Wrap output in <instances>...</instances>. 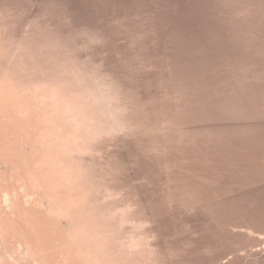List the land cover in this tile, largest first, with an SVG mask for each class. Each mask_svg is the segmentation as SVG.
Returning <instances> with one entry per match:
<instances>
[{
  "label": "rangeland",
  "instance_id": "rangeland-1",
  "mask_svg": "<svg viewBox=\"0 0 264 264\" xmlns=\"http://www.w3.org/2000/svg\"><path fill=\"white\" fill-rule=\"evenodd\" d=\"M24 1H27V3L29 1L30 2L32 1L33 3L29 2L28 4H30L31 5L30 6ZM251 1H252V3H251ZM44 2H45V0H4V1L0 0V3H1L0 6H2L4 4L3 7L6 6V8L7 7L9 9L11 8L10 10H11V17L12 18L10 19V22L13 25L10 24V28L12 29V27H13L14 30L17 31L18 35L19 34L23 35L27 30L30 31V29L33 31V32L30 31V34H31V38L33 37L32 38V40H33L32 44H33V46L35 45V47L32 46V48H34V50L36 49L35 53H33V54H35L34 60H36V59L37 60H36V63L34 60H33L34 63L32 61L33 65L34 64L35 65L33 66L31 64L29 67L31 70L30 69L28 70V72H29L28 76H30V78H31V75H33V76L35 75L34 77L31 78V82L37 83L38 81H40V82H38L37 85L41 84V86H42L43 82L45 83V81L47 80V82H46L47 84L46 85L44 84V87L46 89L47 88L52 89V85H53V89H54L56 87V85L58 84L56 87V89H57L56 91H58L57 93H59V92L60 93L58 94V97L57 96L56 97H57V100L62 99L61 103L59 100L60 105L63 106L64 103L66 104V102L68 103L72 100L71 101L72 103H74V102L76 103L77 109L79 110V114L81 113L82 110H85V112L87 113V114L85 113V115H87V118L89 117L88 112L90 113L91 117L93 116L92 118L89 117L91 122L95 123V124L92 123V125L90 126V128H92V129L91 130L89 129V131H91V132H88L86 129V131L89 134H92V132H93V135L92 136L90 135L89 139H88L89 134L87 133L85 135L86 132L84 129H83L84 130L83 132H85V133H83L84 136L82 135V133H81V135H79V134L77 135V133H73L74 130H69V129H71V128H69L70 127L69 125H68V127H66L67 125H64L63 127L61 126V129L59 128V130L61 131V134H59V132H58V134L53 133V134H57L56 137H58L59 141H55V140L53 141V139L51 140V139H49V137L47 139L49 141H52V143L53 142L58 143V146H57L58 148L60 146L59 144L63 143L62 146H64V143H66L65 144V147H66V145L69 143L70 149L68 147H66L69 150H67V149H65V150H67V152L69 154L71 153V155L72 154L75 155L77 153L76 155L81 156L83 153V156H81V157H85L83 159L86 162L84 164H85V168L87 169V170L84 169L85 174L88 178H90V177H91V179L93 178L92 180L95 181V182L93 181L94 184L96 183L95 185H93L94 188L96 187V190L93 191V193H95V194H93V193L91 194V196H93L92 197L93 200H91V201H94V202L96 200L97 201L95 203H93L94 206L89 207V208H91L89 211V214H91V212L93 214L95 212V210L97 212H101L102 214H104V216L102 214H98V215H102V216H100V217H102V219H101L102 222L99 219H98L99 221H97V222L104 225L105 229H107L106 227H108L110 229V230L109 229L106 230L108 232L111 231V233L108 234L109 235L108 239L110 238V236H112L111 238L113 239V240L110 239L108 241V242H110V243H108V245L103 244L106 247L108 246L107 249L108 248L111 249L112 252L109 249L107 250L105 247L106 252L110 251L109 258H106L107 260L105 262V257L106 256L108 257V255H106L104 257L99 255L100 257H102L101 260L104 258V260H102V262H99V263H103V261H104V263L106 264L107 261H111L112 264H196V263L197 264H202V263L203 264H223V263L224 264H228V263L232 264V263H235V261H236L237 262L236 264H242V263L248 264L249 262H250L249 264H251V263L254 264L253 262H255V264H257L256 263V261H257V262H260V264H263L264 261H261V260L264 259V253L259 254L260 251L264 252V249H263L264 248V246H263V244H264V234H263L264 228L263 227H258L259 228L258 229L255 226L254 227L255 230H257V229L258 230L261 229V230L259 232H258V230H257V232H254V230H251L255 233L254 235L250 234V232H251L250 230L248 231V230H246V229L244 230L242 228H235L236 231H246V232L248 231L249 232L248 236L249 235L254 236V237H252L253 242H252V240H248V239L246 240L244 238H241L242 241L239 240L240 242L237 243V245H239L241 243L239 246H237V247H239L237 249V251H235L237 247L229 248L231 246H229V247L227 246L229 243L227 241H223L225 239L223 237L226 236V234H225L226 232H224L225 231V227H224L225 226V219L226 220L227 219L232 220V219L238 217L239 214L237 215V213H239L241 211V209H243V207H246L248 205L247 203H249V204L252 203L251 206H254L255 208L251 207L252 208L251 209V208L247 207V209H245V210H249L250 212H252V213L247 212V213H249V217L246 213L245 215H247V216H244L245 219H246V217H247V219L250 217H254V216L260 217L261 215H262L261 217H264V215H263L264 209H262V208H264V202H263L264 201V199H263L264 198V194H263L264 193V191H263L264 184L260 185V186H263L262 187L263 189L260 188L259 185H257L255 187H251V191H249L250 188H248L245 190H238V192L236 191V192H233V194H232L230 192V187H229V189H226L228 184L226 185L222 181L219 183V179H217L216 181H213L217 177H214V178L211 177L212 178L211 181L210 180L204 181V178L201 176L202 175L204 176V174H207L209 172H210L209 174L212 175V174H214V171L210 170L211 168L208 165H210L211 163L209 164V162H206L207 166H205V167L209 168L208 171L209 170L210 171L209 172L207 171V173H205L206 170L202 171V168L205 169L204 165H202V164H203V161L205 162L206 157H205V155L201 157L200 155L202 153L200 152V154H199L198 152L202 151V149L200 148L201 150H199L197 147H195L192 144L196 143V141H200L201 139H204L205 137H208L207 136L208 133H209L208 135H210V134L212 135V134H217V132L224 134V132L227 133V132H231V131L232 132L237 131V136L240 137V140L242 138L244 139L245 137L241 136L239 133L242 131L241 130L242 128L245 129L242 126L246 125L247 126L246 128L250 129L249 130L250 135L251 134L254 135V133L256 132L255 133L256 136L254 135L255 139H256L255 144L258 143L257 144V145H259L258 147L264 146V143L262 141H260L261 137H263V136H259V135H264V133H262V132H264V131H262V130H264V115L254 116L255 119L252 116H250L251 119L240 118V117L234 118V117L227 116V113L225 115V112H224L225 110H222L220 107H219V109H216V105L219 104V102L222 103L223 99H224V101L226 99L235 100V101H238L240 105L242 103V105L244 107H246V106L248 107V108L246 107L247 108L246 111L249 113H247L244 110L243 114L249 115L251 111L253 112L254 109H256V106L258 104H261L264 101V91H263L264 90L263 89L264 88V84H263L264 83L263 82L264 81V77H263L264 76V68H263L264 67V60H263L264 59V48H263L264 47V41H263L264 40L263 39L264 38V31H263L264 27H261V28H263V30L261 29V31H259L260 30L259 24H261V26H264V25H263V23L258 22V20H260L261 22H264L263 13H259L260 5L263 6V7L261 6V10L264 8V0H263V3H262V0H255V2H254V0H236V1L235 0H229V1L228 0H176V1L175 0H138V1L137 0H102V1L101 0H63L62 3L60 0H56V1L53 0V1H51L52 3L49 2V3H46V5L44 4ZM257 2H259V3H257ZM249 3H251L252 6H249L250 5ZM257 5H259L258 8H257ZM246 6H247V8H246ZM229 7H232V9ZM251 7H253V8H251ZM248 8L250 10L252 9V11L253 10L254 11L251 12ZM39 9H41V10H39ZM137 10H140V11H137ZM42 11L45 13H42ZM242 11H245L246 13L242 12ZM262 11L264 12V9ZM234 12H235V16H233ZM238 12H239V15L237 17ZM240 12H241V14L243 13V15H241ZM249 12H251L253 14H251V13L249 14ZM254 12L256 14H254ZM230 13L233 15L231 16ZM246 14H247V16H246ZM248 15H251V16H248ZM154 16H156V17H154ZM239 16H241V17H239ZM259 17H261V18L259 19ZM253 18H255V20ZM228 19H229V21H228ZM230 19H232V20L230 21ZM238 19H240V20H238ZM244 19H246V21H244ZM249 19L251 21L253 19V21L255 23L258 22V23H256V26H255V23L249 21ZM242 20L244 21L243 24H245V25H243V28L241 27L242 26V24H241ZM232 22H233V24H231ZM236 22H237L236 25H238L237 31L235 28H231L232 25H234V27L236 26L235 25ZM239 23H240V26H239ZM15 25H16V27H14ZM245 26L248 27V29H246ZM228 27H229V29H227ZM240 27L242 28L241 30H244L246 32L249 30L250 31L254 30L255 27L256 28L259 27V28H257V31L262 33L263 38L260 35V33H258L256 30H254L253 33L249 31L247 34L243 31L241 32L239 30ZM34 28L36 30H34ZM226 29L228 32L226 31ZM234 29H235V33H234ZM224 30H225V32H224ZM231 31H232V33H231ZM225 33H226V36H225ZM256 33L259 34L260 35L259 37H261L262 39H260L259 37H255V36H257ZM233 34H235L234 35L235 38L229 36V35L233 36ZM223 35H224V37H223ZM248 35H249V37H248ZM227 36L229 39L226 38ZM242 36H245V37H242ZM250 36H254L255 38L254 37L250 38ZM236 38H237V40H236ZM238 38H239V40H238ZM240 38L241 39L243 38V39L240 40ZM247 38H249V39H247ZM252 38H253V40H252ZM35 40H36V42H35ZM177 40H179V41H177ZM233 40L235 42L236 41H245L246 43H248V45L245 42H243V44L245 43V45L243 46L242 43H240V42L234 43ZM246 40H248V41H246ZM255 41H259V42H255ZM261 41H263V42H261ZM229 42H230V44H229ZM251 42H253V43L255 42V43L253 44ZM228 44H229V46L231 45V47L227 46ZM234 44H237V45H234ZM253 46L257 47V49ZM244 49H247V50H244ZM254 50L256 51V53ZM207 51H208V53H207ZM243 51H244L245 55H244ZM251 51H253V52H251ZM204 52H206L207 54ZM253 53L255 55H252ZM228 54H231L232 57H228L229 56ZM257 54H258V56H257ZM246 57L248 58V60L246 59ZM239 58H241V59H239ZM250 58H252V59H250ZM235 59H237V60H235ZM196 60H198V61H196ZM207 60H208V62L209 61L210 62L208 63ZM255 60H257V62ZM258 60H260L259 61L260 63L258 62ZM261 60H263V61L261 62ZM215 61L217 63H215ZM226 62H228V63H226ZM39 65H40V67H39ZM195 65H196V67H199V65H200V67L195 68ZM201 65H202V68L203 67L207 68L206 70L204 68L202 69V70H205V72H203L202 70L200 72ZM223 65H225V66H223ZM248 65L249 66L251 65V66L249 67ZM255 65H257L258 68ZM192 66H193V69H195V70L192 69ZM76 68H77V70H76ZM197 69H199V71ZM196 70L199 73L196 72L197 74L195 73L196 74V76H195L194 72ZM209 70H211V71H209ZM250 70H252V72ZM80 71L82 73H80ZM192 71H194V72H192ZM221 71H223V72H221ZM189 72L193 73V75H194L193 78L190 77V75L192 76V74H190L188 76ZM256 72H258V73H256ZM199 74H200V76H199ZM208 74H209L210 78H209ZM185 76H187V78H185ZM196 77H197V79H195ZM198 77L201 80H203V79L204 80L201 81L200 79H198ZM211 77H213L215 79V81H213L214 79ZM255 77H256V79H255ZM50 78H51V81H50ZM231 78H232V80H231ZM59 79H61V80H59ZM93 79H95L96 81H94ZM179 79L181 82L179 81ZM188 79L191 82L190 84L192 85V88L190 85H187L186 83H184ZM27 80L30 81V79H27ZM196 80H198V81L200 80L199 81L200 84L197 83L198 81H196ZM97 81L102 82L101 86L103 88L101 89L100 88L101 86L99 87L101 90L97 86V85H100V82L98 84H96ZM189 81H187L188 84H189ZM211 81H213V82H211ZM253 81H254V83H253ZM221 82H223V83H221ZM1 83H0V85L2 86L4 84V82H3V84H1ZM48 83L51 85V88L49 86H47V85H49ZM182 83L184 86L187 85V87L183 88ZM201 83H203V84H201ZM204 83H205V85H204ZM207 83H209V84H207ZM211 83L214 84L213 87L211 86L212 85ZM61 84H63L64 87H63V85L61 86ZM249 84H251L250 85L251 87L249 86ZM105 85H107V88L105 90H107V89H108L107 91L111 90L110 91L111 92L110 98L113 96L112 97L113 99L112 98H111L112 100L110 99V103H109V101L106 102V104L108 103V105L111 104L109 106V109H108V107H106L105 102L103 100L104 96L100 92L104 89ZM201 85H202V87H201ZM208 85L211 88H209ZM5 86H6V84H5ZM94 86H97V87H94ZM214 86H215V89H214ZM237 86H238L239 91L236 89ZM256 86H257V89H256ZM3 87L4 86H2L1 89ZM65 87H67V88H65ZM206 87L208 89H206ZM5 88H3L2 90H4ZM258 88H259V90L261 88L263 92L259 91ZM49 89H47V90H49ZM185 89L187 91L189 90V92L187 94H186L187 91ZM192 89H194V90H192ZM199 89H201V90H199ZM252 89H253V93H252ZM2 90L0 91V96H1V92H3ZM180 90L182 92L179 93ZM216 90H218V91H216ZM227 90L230 92L226 93ZM92 91H93V94H91ZM191 91H192V93H191ZM197 91L199 92L198 94H196ZM200 91L202 92L201 94H200ZM212 91H213V93L211 94ZM254 91L256 92V94L254 93ZM4 92H6V91H4ZM4 92L2 94L3 96H1L3 98L5 95ZM94 92H95V94H94ZM217 92H218V95H217ZM259 92H261V93L259 94ZM76 93H79V94L75 95ZM164 93L165 94L167 93L166 95L168 96L169 99H167V97L164 98L165 97ZM189 93H191V94H189ZM193 93H194V95H192ZM242 93H243V95L241 96ZM38 94H40V93H38ZM53 94H54V92H53ZM55 94H56V92H55ZM72 94H74L77 97L79 96V98L81 97L80 98L81 100L78 101L79 98L77 99L75 96L73 97ZM184 94H186V95H184ZM195 94H196V96H195ZM210 94H211L212 99L210 98ZM232 94H233V96H232ZM59 95H60V98H59ZM61 95L65 96L64 101L67 100L66 98H68L69 101H66L63 103V97ZM89 95H91V98ZM92 95H94V97L96 96L95 100H94V97ZM97 95L102 96L103 98L102 97L99 98ZM198 95H199V97H198ZM255 95H256V97H255ZM257 95L260 96V98ZM175 96H176V98L178 97L177 99H179V101L175 98ZM189 96L191 99L196 98L195 101H193V100L191 101ZM205 96H206V98H205ZM71 97H72V99H71ZM107 97L109 98L108 95H107ZM208 97H209L210 101L207 100ZM239 97H241V98H239ZM247 97H249V98L247 99ZM254 97H255V100L253 101ZM74 98H76V100H74ZM201 98H204L206 101H204V99H201ZM244 98H246L247 100ZM261 98L263 99V101H261L257 104L256 100L257 99L261 100ZM186 99H187V101H186ZM163 100H165L164 101L165 103L163 102ZM201 101H202V103H201ZM111 102L113 103L112 109H110V107L112 106ZM184 102L186 103L187 106L185 105ZM75 103L73 105H75ZM182 103L184 104V106ZM191 103H193V104L191 105ZM214 103H215V105H213ZM197 104H198V106H197ZM199 104H201V105H199ZM203 104H205V106ZM247 104H249L250 108H252V109H250L249 105H247ZM252 104H255V105L253 106ZM76 105H75V108H76ZM85 105H87V106H85ZM84 106L86 108H84ZM177 106H178V108H180L181 106L184 108L189 106V108L183 109L181 107L180 109H181V111H183L181 113L180 109H178ZM190 106L193 109H190ZM169 107H170V109H169ZM114 108H115V110H114L115 112L111 111V113H109L110 112L109 110H113ZM209 108H211V110ZM166 109H167V111H166ZM257 109H259V108L257 107ZM172 110L174 111L173 113H172ZM191 110H193V112H191ZM201 110H202V112H201ZM123 111H124V113H123ZM159 111H160V113H159ZM161 111H162V113H161ZM188 111L191 112L192 114L189 115ZM194 111H196V112H194ZM206 111H209V112H206ZM219 111L221 112L222 116L220 115ZM106 112H108L110 114L109 116L111 117L112 120L109 119L110 118L109 116H108L109 118L106 117L108 115V113H106ZM118 112H120V113H118ZM205 112L207 115H209V116L211 115V118L208 119L206 117L207 115L205 114ZM104 113H106L105 116H104ZM112 113L114 114L115 118L117 117L118 119H120L119 122H115L116 119L113 120L114 118L112 117L113 115H111ZM115 113H116V115H115ZM170 113L172 116L170 115ZM186 113H188V114H186ZM196 113H197V115H196ZM81 114L83 115V113H81ZM164 114H166V115H164ZM175 114L177 117L175 116ZM180 114H181V116H178ZM117 115H119L120 117ZM192 115H193V117H191ZM212 115L214 117H212ZM171 117H175L174 118L175 120L177 119L176 120L177 126L179 123L178 127L179 128L181 127L183 129L182 134H181V132L177 133V131H175V130L179 129L178 127H177V129H175L176 127H172L170 125L169 119ZM179 117L180 118L182 117V120L183 119L184 120L182 121ZM222 117H223V119H222ZM84 118H86V116ZM84 118L82 119L83 121H85ZM123 118L125 119L126 122L123 121L124 120ZM107 119H109V120H107ZM162 119H163V121H162ZM167 119H168V121H167ZM209 120L213 121V122L210 123ZM217 120H219V121H217ZM83 121H82L81 125L83 124ZM106 121L108 124L106 123ZM120 121H121V123H120ZM164 121H166L167 123H165ZM154 122H155V124H154ZM88 123H90V122H88ZM110 123H111V125H110ZM116 123H118V124H116ZM124 123L126 125V127H124L125 129L122 126V125H124ZM229 123H230V125H229ZM165 124L170 125V126L168 125L170 128L167 126L168 130H167ZM189 124H191V125H189ZM201 124H202V126H201ZM207 124H209L210 126ZM117 125L118 126L120 125L122 128L119 129L120 127H117ZM94 126H96V127H94ZM113 126L115 129H113ZM153 126H155V127H153ZM215 126H217V127H215ZM159 127L162 128L161 129L162 131L159 130L160 129ZM65 128H69L67 130L70 131V133H72L70 135L73 137L75 136L76 138L73 139V137L71 138L70 136H68V138L69 137L70 138H69V140H66V139H68L66 136V137H64V138H66L65 140H63L64 138L61 139L62 137H60V136H65V133H67V134L69 133ZM82 128H83V125H82ZM82 128H79V129H82ZM87 128H89V126ZM149 128H151V129H149ZM187 128L190 130H188ZM93 129L98 130V132L95 131V133H94V131H92ZM163 129L168 131V132H165ZM198 129H200V130H198ZM216 129H218V130L216 131ZM233 129H234V131H233ZM65 130H66V132L63 133V131H65ZM76 131H79V130L75 129V132ZM159 131L162 133H160ZM186 131H187V133H185ZM207 131H208V133H207ZM253 131H254V133H253ZM171 133L173 134L172 136H171ZM195 133H197V134H195ZM257 133L259 135H257ZM164 134H166V135H164ZM168 135H170V136H168ZM161 136H162V138H161ZM179 136H181V137H179ZM203 136H204V138H203ZM238 137L236 138L238 140H235L236 143H237V141L238 142L240 141ZM256 137H258L259 140ZM51 138L56 139L54 137V135L51 136ZM81 138H84V139H81ZM94 138H96V139H94ZM169 138L171 141L169 140ZM181 138H183V139H181ZM199 138H200V140H199ZM76 139H78L77 140L78 143L76 142ZM86 139L90 140V141L87 142ZM70 140H72V141L74 140L77 144H75L74 141L72 142ZM81 140H84V141L82 142ZM172 140H174V141H172ZM177 140H179V143L181 142L179 145H178ZM244 140L246 142H244ZM244 140H241L239 143L241 145H244V144L247 145V139L245 138ZM162 141L164 142V145H163ZM182 141L184 143L185 142H187V143L182 144L183 143ZM191 141H194V142H191ZM70 142H72L74 144V146L76 145L77 149H78V146L79 147L81 146L80 147L81 149H79L80 152H79V150L76 149V147H73V145ZM168 142H170V143H168ZM259 142H261V144ZM173 143H175L176 145ZM46 144H47V142H46ZM166 144H167V146H166ZM187 144H189V145H187ZM200 144L202 145L203 143L201 142ZM200 144H199V146L202 147ZM251 144H252L253 149H254V146H255V145H253L254 143H251ZM251 144H249V145L251 146ZM44 145H42V146H44ZM173 145H174V148H173ZM186 145H187L188 149L186 148ZM191 145L194 146L195 148L192 147ZM249 145H247V146H249ZM42 146H41V148H42ZM48 146L51 147L49 145V143L47 145H45L46 148ZM67 146H69V145H67ZM153 146L155 149L153 148ZM164 146H166L167 148ZM180 146L182 147V149ZM184 146L186 149L183 148ZM53 147L54 146H52V148ZM57 147L55 146V148H57ZM65 147H63V148H65ZM170 147H172V149ZM203 147H204V145H203ZM39 148H40V146H39ZM46 148H44V149H46ZM52 148H49V149L52 150V154H53V151L55 149H52ZM162 148L166 149V150H163ZM168 148L171 150H169ZM217 148H218L217 151L219 152L220 156H223L225 154L228 155V153H230L229 152L230 149H228V148H225V149L229 150L228 153H226L227 150H224L222 147H221V149L219 147H217ZM61 149H60V151H62V152L65 151L64 149H62V150ZM176 149H178V150L181 149L183 152L180 150V152L178 153V151ZM189 149H192V150L195 149L197 151L195 152V150H194V152H191L192 150L190 151ZM210 149L211 148H209L208 151H210ZM57 150L58 149H56V151ZM70 150H71V152H69ZM185 150L189 154L185 153L184 152ZM220 150H222L223 152H225V151L226 152L223 153ZM243 150H244V147H243ZM37 151H38V148H37ZM84 151H86L87 153H84ZM154 151H155V153H154ZM57 152H59V151H57ZM243 152L247 153L246 150ZM35 153L37 154V152H35ZM161 153L163 155H161ZM52 154L51 155L49 154L48 157L45 156V160L47 161L50 158V156H52ZM63 154H65V153H63ZM171 154H174V155H171ZM183 154L186 156H183ZM203 154H205L204 151H203ZM54 155H55V152L53 154V158L56 159V156H54ZM66 155H67V153H66ZM160 157H162V158H160ZM178 157H179V159H178ZM203 157H204V160H202ZM51 158L49 159V161L50 160L52 161ZM168 158H170V159H168ZM199 158H201V159H199ZM192 159H193V161H192ZM194 159L195 160L199 159L198 160L199 162L195 161ZM165 160H167V161H165ZM180 160H181V162H180ZM185 160H187V161H185ZM83 162H82V165H84ZM87 162L89 163V165ZM166 162H168V163H166ZM189 162H190V164H189ZM198 163H199V167L196 166V164L198 165ZM199 168H201V169H199ZM166 169H168V170H166ZM179 169H181L182 171ZM198 170H201V173H202L200 175V177H199L200 173L198 172ZM187 172H190V173H187ZM194 172H195V174H194ZM196 175H197L198 179H197ZM83 176H85L84 171H83ZM212 176H216V173ZM195 178H196V180H195ZM201 178H203V179L201 180ZM213 182H214V184H213ZM22 183L24 184L25 182L23 181ZM22 183H21V186H22ZM207 183H209L208 186H207ZM25 185H26L25 186L26 188L23 185V187H24L23 191L24 192H26L25 190H27L30 187V184H29L28 188H27L28 184H25ZM210 185H212V186H210ZM207 188H208V190H207ZM168 189L170 190V192ZM183 189H184V191H183ZM21 190L19 192H21ZM189 190H191L192 192ZM246 190L249 191V194L250 193H253V194H250L251 196L248 195ZM95 191H97V193ZM211 191H213V192H211ZM227 191H229L230 194ZM22 192L20 194H24ZM177 192H179V193H177ZM217 192H218V194H217ZM215 193L217 196L215 195ZM17 194H15L16 198H14V199H18V201H20L21 198H18ZM20 194H18L19 197H21ZM113 194L115 196H113ZM117 194H118V196H120V198L117 196ZM205 195L209 199L206 198ZM221 195L222 196L225 195V197L224 196L222 197ZM241 195L243 196V198L241 197ZM245 195H246V198L244 197ZM247 195H248V197H247ZM252 195H254V196L252 197ZM109 196L113 198L115 203L113 202V200L112 201L110 200L111 198L108 199ZM116 196H117V198H115ZM236 196L241 197V199H239V197L235 198ZM255 196H257V197H255ZM34 197H36V199L39 198L38 196H34ZM34 197L25 198V199H27V201L28 200L31 201ZM94 197H97L99 200L97 198L95 200ZM203 197H204V199H203ZM215 197L216 198L218 197V198L216 199ZM250 197H251V200H252V198L255 200L254 201L252 200L250 202V200H249ZM258 197H261L262 199L260 198V201H259ZM233 198L235 199L236 202L239 201L240 203L239 202L236 203L233 200ZM247 199H248V202H247ZM109 200L111 203L109 202ZM24 201H26V200H24ZM39 201H42V199H40ZM220 201H221V203L219 204ZM232 201L234 204H232ZM255 201H256V205H255ZM258 201H259V205L257 204ZM31 202H33V201H31ZM36 202H38V201H36ZM120 202H122V203H120ZM199 202H201V203H199ZM242 202L244 203L243 204L244 206L242 205ZM245 202H247V203H245ZM260 202H262V204ZM40 203H37L36 205H38V207H39ZM119 203H120V205H118ZM125 203H127L128 206H133L132 208H134L133 213L131 212L132 218H135L138 220L143 219V220H149L150 221V222L148 221V225H147V230H148L147 233L149 234L148 239H150V238L152 239V240L150 239V241L148 242V243H150L148 246H150L152 248L149 251L150 253L149 252L147 253L144 250V252L142 251L144 254L143 253L141 254V252H139L137 255L136 252L133 253L132 250H129V249H131L130 247H129V249H126V248H128L127 246L130 245V243L128 242L129 241L128 238L130 236V231H131L130 229H131L132 224L126 221L124 223V227H121L122 224L119 221L118 225L119 226L121 225L119 227L116 224V222L114 223V221L112 220L114 218L113 216H112L113 218L112 217L110 219L108 218V216L110 217L111 214L114 213V212L112 213V210H114L115 207H116L117 213H118V211L123 210L122 208L120 210H118L117 208H120V207L124 208V206H126ZM177 203H179V204L177 205ZM226 203H228V204H226ZM230 203L233 205V207ZM235 203L241 205L242 208H240L241 206L235 205ZM253 203H254V205H253ZM31 204H28V205L30 207L35 206L34 205L35 202L33 203V206H31ZM42 204H43V202H42ZM42 204H40V205H42ZM76 204H77V206H79L81 203L80 204L76 203ZM114 204H116V206ZM207 204H209V206ZM0 205H1V203H0ZM26 205L27 204H25V206ZM260 205H261V207H259ZM1 206L4 207V209H5V205H1ZM1 206H0V209H2ZM43 206L44 207H42V206L41 207H42V209L44 208V211H45V208L47 206H45V204H43ZM110 206H112L114 208H111ZM30 207L26 206L25 208H30ZM237 207H239V208L237 209ZM92 208H93V210H92ZM4 209H3V211H4ZM42 209H41V211H42ZM233 209H236L237 212H236V210H233ZM256 209H258L257 213L259 212L260 214L258 213L256 215ZM8 210H6V211H8ZM46 210H47V208H46ZM238 210H240V211H238ZM10 211L8 213H10ZM12 211H13V209H12ZM143 211H145V212H143ZM191 211H192V213H191ZM223 211H227V212H223ZM230 212H233L234 214L230 213ZM115 213H116V211H115ZM221 213H222V217L225 214L223 217L224 219H222V217L220 215ZM132 214H133V216H132ZM227 214L229 215V217L227 216ZM232 214H233V216H232ZM53 215L56 216V214H53ZM151 215H153V216H151ZM54 216H52V217H54ZM96 216H97V214H96ZM225 216H227V218ZM97 217L100 218L99 216H97ZM49 218H51V217H49ZM44 219H47V218L45 217ZM48 219L46 220V222L47 223L49 222L50 226H51L52 222H50V220L52 221L53 218H51L49 220ZM207 219H209V220H207ZM212 220H213V222H212ZM219 220L224 221V223L219 221ZM103 221H104V223L105 222H108V223L104 224ZM239 221L240 220H238L237 222L239 223ZM128 223L131 225H129ZM219 223H223L224 225L222 224L219 227V225H220ZM53 225H54V223H53ZM217 225H218V227H217ZM60 226L62 229L66 228V226L64 227V224L60 225ZM60 226L58 228H60ZM115 227L121 228V229H115ZM51 228H53V226H51ZM93 228H95V227H93ZM93 228H90L89 231H91V230L93 231ZM215 228L217 231H220L221 229H223L224 231L222 230L223 232L220 231L219 232L220 234H217ZM87 229H88V227L86 229H83L84 231L86 230V232H84L83 230H80L81 232H84L85 234H80L81 232L78 231L77 233L80 237L77 236L76 238H73L75 240H73V241L71 240V242L73 243L74 241L76 242L77 238L80 239L82 237L81 240L83 239V241L80 242V240L77 239V242L79 241V244H77V246L75 244V246L78 250H75L76 248H74L75 246H73L74 243L72 244L69 242L72 245L71 249L79 252L80 250H82V249H80V247L84 244L83 242H88V243H86L85 247L84 246L82 247V248H85V250L87 248V244H89L88 246L90 249L94 248L93 245H96L97 243L95 244L93 241H96V239L95 240L93 239L94 235L90 236L91 238H89L88 235H90L91 233H89L87 235V233H88ZM111 229L115 230V232ZM120 230H121V232H120ZM95 231H96L95 236H99V235H97V229L96 228H95ZM208 231H209V233H208ZM212 232H215L217 236L216 235L214 236L213 234H215V233H212ZM221 232L223 233L222 236H221ZM92 233H95V232L93 231ZM115 233H116V235H113ZM125 233L129 236H127ZM203 234H205V235L203 236ZM210 234H212L211 235V237H213V239L211 238L212 240H208V239H210ZM216 237L222 238V241L224 242V244L226 246H223L222 241H220V242H222V244L220 243L221 245L218 244L219 241L215 242V243L218 246L219 245L223 246L224 249L222 247H218L217 245H215V247H214V245H211L213 243H211V244L207 243L209 241L210 242L217 241L219 238H216ZM95 238H97L96 242H98V239L100 241L99 243L103 242V240H100L101 239L100 236L95 237ZM245 240L248 241L249 244L247 242L245 243ZM254 240H256L258 242L260 240L261 243H258V245H257V242ZM106 241H107V239L104 240V243ZM249 241L251 242V244ZM81 243H82V245L78 248V246ZM90 243H94V244H92L90 247ZM126 243L127 244L129 243V244L126 246ZM203 243H204L205 247L203 246ZM242 243L246 244V246L243 245ZM110 244H112V245L110 246ZM113 245L115 247H113ZM247 245H248V247H247ZM259 246H261V247L263 246L262 250H261V247H259ZM110 247H112V248H110ZM213 247L215 248V250ZM216 247L219 248V250ZM253 247H254V249H253ZM59 248H61V247L59 246ZM149 248L148 247L145 248L146 251H148ZM192 248H193V250H192ZM225 248H227L228 250H230V249H232V250L228 251ZM256 248H259V251H256L257 250ZM85 250L83 249L82 251H85ZM174 250H175V252H174ZM240 250H243V253H242L243 255L240 253ZM91 251H92V249H91ZM93 251H94V249H93ZM126 251H128V252L130 251L133 255H130L131 253H128ZM193 251H195V252H193ZM223 251H225L224 254L222 253ZM251 251H252V253H251ZM28 252L32 253L31 251H28ZM121 252H122V254H121ZM233 252H237V253L234 254ZM248 252H249V254H251L250 256H249ZM111 253H112V255H111ZM113 253L116 254L115 257H114ZM206 253H207V255H206ZM96 254H97V251H96ZM105 254H107V253L104 252V255ZM201 254H202V256H201ZM221 254H222V256H221ZM88 255L90 256V254H88ZM247 255L249 256V258ZM96 256H94L95 260H96ZM230 256H231L232 260H230ZM259 256H261V257L263 256V257L261 258ZM92 257H93V255H92ZM112 257H113L114 262H113V260H110ZM219 257H220V259H218ZM239 257H241V258H239ZM254 257L256 259L258 257V259L256 260ZM63 258H58V259H60V260L62 259L63 263H64L65 258L64 259ZM76 258H77V256H76ZM97 258H98V256H97ZM211 258H213V259H211ZM28 259L31 260V258H28ZM87 259H89L88 256H87ZM91 259H89L90 261L87 260V261H89L88 262L89 264H91L90 263ZM19 260L17 262H20V264H22L21 261H19ZM21 260L24 261L23 259H21ZM60 260H58V261H60ZM101 260L98 259V261H101ZM202 260L203 261L205 260V261L203 262ZM226 260H227V262L225 263ZM248 260H250V261H248ZM25 261L23 263L26 264ZM98 261L97 262L94 261V262L98 263ZM29 262H27V263H29ZM33 262H35V261H33ZM66 262H68V261H66ZM66 262H65V264H68V263L70 264V262H68V263H66ZM92 262H93V259H92ZM56 263H57V260H56ZM15 264H19V263L15 262Z\"/></svg>",
  "mask_w": 264,
  "mask_h": 264
},
{
  "label": "bare ground",
  "instance_id": "bare-ground-1",
  "mask_svg": "<svg viewBox=\"0 0 264 264\" xmlns=\"http://www.w3.org/2000/svg\"><path fill=\"white\" fill-rule=\"evenodd\" d=\"M4 1V0H3ZM51 1H53V0H45V2H44V4L46 5V3H49V2H51ZM56 1V0H55ZM61 1V3H62V1L63 0H60ZM102 1V0H101ZM138 1V0H137ZM176 1V0H175ZM229 1V0H228ZM236 1V0H235ZM24 2H26L27 3V1H24ZM30 2V1H29ZM28 2V3H29ZM32 2V1H31ZM30 2V3H31ZM148 2V1H147ZM226 2V1H225ZM244 2V1H243ZM254 2H255V0H254ZM27 3V4H28ZM33 3V2H32ZM42 3V2H41ZM40 3V4H41ZM52 3V2H51ZM64 3V2H63ZM142 3V2H141ZM161 3V2H160ZM251 3H252V1H251ZM251 3H249L250 5L249 6H252L251 5ZM257 3H259V2H257ZM262 3H263V0H262ZM1 4V3H0ZM35 4V3H34ZM59 4V3H58ZM123 4V3H122ZM222 4V3H221ZM243 4V3H242ZM4 5V4H3ZM3 5L2 6H0V83L1 84H3V82H4V84L2 85V86H4L3 88H5L4 90H2L1 89V87H0V89L4 92V91H6V92H4V98L3 97H1V96H3L2 94H3V92H1V98H0V203H1V205H5V209H4V207H2L1 205V207H2V209H0V264H15V262L16 263H19L20 264V262H17L19 259V261H21V263L22 264H25V263H23L25 260V262H26V264H65V262L66 261H68V262H70V264H89L88 262L90 261L89 259H93V262L95 261V262H97L98 261V259L99 260H101V258L102 257H104V256H106V255H108V257L106 256L105 257V262H106V258H109V254H110V251L112 252V250L111 249H109L110 251H108V252H106L105 250L107 249V247L106 246H104L105 244L106 245H108V243H110V242H108L110 239H112L111 237L112 236H110V238L108 239V234L109 233H111V231L110 232H108V231H106L107 229H109L108 227H106L107 229H105V226L104 225H102L101 223H99V222H97V221H99V220H101L102 219V217H100V216H104V214H102L101 212H97L96 210H95V212L92 214V212H91V214H89V211H90V209L91 208H89L90 206H94L93 205V203H95L97 200H96V198L97 197H94V199L96 200L95 202L94 201H91V200H93L92 199V197L93 196H91V194L93 193V191L94 190H96V187L94 188V186L93 185H95L94 183H93V181L94 180H92L91 179V177L90 178H88L87 176H86V174H85V170H87L86 168H85V164L84 163H86L85 162V160L83 159V158H85V157H81V156H83V153H82V155L81 156H79V155H76L73 151V153L75 154V155H71V153L69 154L68 152H67V150H69L70 149V144L68 143L67 145H69V146H67L66 145V147H68L69 149H67L66 147H65V144L66 143H64V146H62V144H59L60 146H59V148L61 149H67V150H63L64 152H62V151H60V149L57 147L58 146V143H52V141H49L47 138L49 137V139H53V141L55 140V141H59V139H58V137H56L57 136V134H58V132H59V134H61V131L59 130V128L61 129V126L63 127L64 125H67L66 127H68V125L70 126L69 128H71V129H69V128H65L66 130L67 129H69V130H74L73 131V133H77V135L79 134V135H81V133H82V135L84 136V134L83 133H85V135L88 133V132H91V131H89V129L91 130L92 128H90V126L92 125V123H94V122H91V120H90V118H92L91 116H90V113L88 112V116L90 117H88L87 118V115H85V110H82L81 111V113H83V115L80 113L79 114V110L77 109V105H76V103H75V105H76V108H75V105H73L74 103H72L71 101V103L70 102H66V101H69V99L68 98H66L67 100L66 101H64V99H65V96H62L63 97V103L64 102H66V104L64 103H62L63 104V106L62 105H60V103L62 102L60 99V103H59V100H57V97H58V94L60 93H57L58 91H56L57 89H56V87H57V85H56V87L53 89V85H52V89H49V88H47V89H49V90H47L45 87H44V84L46 85L47 83V80L45 81V83L43 82V87L41 86V84L40 85H37L38 84V82H40V81H38L37 83H33V82H31V78L32 77H34L33 75H31V78H30V76H28L29 75V72H28V70L30 69L29 67H30V65L32 64L33 65V63H34V61H35V63H36V60H34L35 58V54H33V53H35V50H34V48H32V46H33V40H32V38H31V34H30V31H32L31 29H30V31L29 30H27L23 35H18V33H17V31H15L14 30V28L12 27V29L10 28V24H11V22H10V19L12 18L11 17V8L9 9L8 7L6 8V6L5 7H3ZM28 5H30V4H28ZM146 5V4H145ZM160 5V4H159ZM227 5V4H226ZM256 5V4H255ZM31 6V5H30ZM40 6V5H39ZM232 6V5H231ZM245 6V5H244ZM248 6V5H247ZM247 6H246V8H247ZM248 6V7H249ZM258 6L259 5H257V8H258ZM261 6L262 5H260V9H259V13H263V15H264V12L261 10ZM12 7V6H11ZM48 7V6H47ZM162 7V6H161ZM263 7V6H262ZM55 8V7H54ZM220 8V7H219ZM229 8H231L232 9V7H229ZM237 8V7H236ZM244 8V7H243ZM250 8V7H249ZM248 8V9H249ZM251 8H253V7H251ZM38 9V8H37ZM168 9V8H167ZM35 10V9H34ZM39 10H41V9H39ZM142 10V9H141ZM156 10V9H155ZM224 10V9H223ZM250 10V9H249ZM256 10V9H255ZM14 11V10H13ZM32 11V10H31ZM45 11V10H44ZM137 11H140V10H137ZM151 11V10H150ZM235 11V10H234ZM246 11V10H245ZM245 11H242V12H245ZM251 12H253L252 11V9L250 10ZM261 11V12H260ZM28 12V11H27ZM53 12V11H52ZM228 12V11H227ZM236 12V11H235ZM235 12L233 13V14H231V16L233 15V16H235ZM251 12H249V14L251 13ZM256 12V11H255ZM254 12V14H256ZM42 13H45V12H43L42 11ZM150 13V12H149ZM223 13V12H222ZM237 13V12H236ZM246 13V12H245ZM16 14V13H15ZM140 14V13H139ZM146 14V13H145ZM153 14V13H152ZM240 14H241V12H240ZM248 14V13H247ZM247 14H246V16H247ZM251 14H253V13H251ZM144 15V14H143ZM167 15V14H166ZM238 15H239V12H238V14H237V17H238ZM241 15H243V13L241 14ZM245 15V14H244ZM25 16V15H24ZM245 16V17H246ZM248 16H251V15H248ZM262 16V15H261ZM154 17H156V16H154ZM165 17V16H164ZM239 17H241V16H239ZM254 17V16H253ZM40 18V17H39ZM231 18V17H230ZM252 18V17H251ZM261 17H259V19H260ZM33 19V18H32ZM235 19V18H234ZM254 20H255V18H253ZM253 19H252V21L249 19V21H251V22H253V23H255L254 21H253ZM232 19H230V21H231ZM238 20H240V19H238ZM19 21V20H18ZM228 21H229V19H228ZM236 21V20H235ZM244 21H246V19H244ZM244 21L242 20V28H243V25H245V24H243L244 23ZM248 21V22H249ZM240 22V21H239ZM258 22L259 23H263V25H264V22H261L260 20H258ZM258 22H256V23H258ZM256 23H255V26H256ZM231 24H233V22L231 23ZM230 24V25H231ZM237 24V22L235 23V25ZM252 24V23H251ZM11 25H13V24H11ZM32 25V24H31ZM228 25V24H227ZM258 25V24H257ZM223 26V25H222ZM233 26V27H232ZM231 26V28H235L236 29V31H237V29H238V25H236L235 27H234V25H232ZM239 26H240V23H239ZM253 26V25H252ZM14 27H16V25L14 26ZM27 27V26H26ZM33 27V26H32ZM240 27V31L242 32H245V33H247L248 34V32L250 31H244V30H241L242 28ZM259 27H260V30L259 31H261V29L263 30V28H261V27H264V26H261V24H259ZM259 27H257V28H259ZM225 28V27H224ZM223 28V29H224ZM245 28L246 29H248V27H246L245 26ZM256 28V27H255ZM254 28V30H256L257 31V28L255 29ZM227 29H229V27L227 28ZM227 29H226V31H227ZM235 29H234V33H235ZM34 30H36L35 28H34ZM233 30V29H232ZM238 30V31H239ZM254 30H252V31H250V32H252L253 33V31ZM230 31V30H229ZM264 31V30H263ZM33 32V31H32ZM224 32H225V30H224ZM228 32V31H227ZM258 32V31H257ZM231 33H232V31H231ZM238 33V32H237ZM258 33H260V32H258ZM35 34V33H34ZM39 34V33H38ZM228 34V33H227ZM240 34V33H239ZM243 34V33H242ZM234 35L235 34H233V36L232 35H229V36H231V37H234ZM238 35V34H237ZM241 35V34H240ZM239 35V36H240ZM251 35V34H250ZM253 35V34H252ZM256 35L257 36H255V37H259L260 35L262 36V33H260V35L259 34H257L256 33ZM36 36V35H35ZM225 36H226V33H225ZM246 36V35H245ZM245 36H242V37H245ZM223 37H224V35H223ZM241 37V36H240ZM247 37V36H246ZM248 37H249V35H248ZM251 37H254V36H250V38ZM254 37V38H255ZM172 38V37H171ZM222 38V37H221ZM220 38V39H221ZM226 38H228V36L226 37ZM235 38V37H234ZM233 38V39H234ZM260 39H262L263 38V36H262V38L261 37H259ZM176 39V38H175ZM174 39V40H175ZM229 39V38H228ZM227 39V40H228ZM243 39V38H242ZM241 38H240V40H242ZM245 39V38H244ZM247 39H249V38H247ZM264 39V38H263ZM42 40V39H41ZM232 40V39H231ZM230 40V41H231ZM235 40V39H234ZM233 40V41H234ZM236 40H237V38H236ZM238 40H239V38H238ZM252 40H253V38H252ZM257 40V39H256ZM40 41V40H39ZM45 41V40H44ZM177 41H179V40H177ZM246 41H248V40H246ZM260 41V40H259ZM259 41H255V42H259ZM264 41V40H263ZM263 41H261V42H263ZM35 42H36V40H35ZM236 42H240V43H242V45L244 46L245 45V41H236ZM235 41H234V43H236ZM243 42H245L244 44H243ZM254 42V43H255ZM181 43V42H180ZM251 43H253V42H251ZM253 43V44H254ZM217 44V43H216ZM226 44V43H225ZM229 44H230V42H229ZM229 44L227 45V46H229ZM232 44V43H231ZM239 44V43H238ZM247 45H248V43H246ZM250 44V43H249ZM234 45H237V44H234ZM256 45V44H255ZM40 46V45H39ZM224 46V45H223ZM260 46V45H259ZM33 47H35V45L33 46ZM49 47V46H48ZM229 47H231V45L229 46ZM253 47H255V46H253ZM41 48V47H40ZM50 48V47H49ZM209 48V47H208ZM217 48V47H216ZM244 48V47H243ZM242 48V49H243ZM250 48V47H249ZM252 48V47H251ZM256 49H257V47H255ZM264 48V47H263ZM235 49V48H234ZM237 49V48H236ZM43 50V49H42ZM244 50H247V49H244ZM249 50V49H248ZM261 50V49H260ZM39 51V50H38ZM230 51V50H229ZM240 51V50H239ZM255 51V50H254ZM50 52V51H49ZM237 52V51H236ZM242 52V51H241ZM240 52V53H241ZM247 52V51H246ZM251 52H253V51H251ZM260 52V51H259ZM204 53H206V52H204ZM207 53H208V51H207ZM206 53V54H207ZM243 53H244V51H243ZM255 53H256V51H255ZM217 54V53H216ZM235 54V53H234ZM199 55V54H198ZM229 56L228 57H232L231 56V54H228ZM233 55V54H232ZM244 55H245V53H244ZM251 55V54H250ZM252 55H255L254 53L252 54ZM251 55V56H252ZM38 56V55H37ZM46 56V55H45ZM44 56V57H45ZM204 56V55H203ZM217 56V55H216ZM240 56V55H239ZM257 56H258V54H257ZM42 57V56H41ZM208 57V56H207ZM243 57V56H242ZM52 58V57H51ZM50 58V59H51ZM198 58V57H197ZM203 58V57H202ZM226 58V57H225ZM238 58V57H237ZM255 58V57H254ZM201 59V58H200ZM206 59V58H205ZM214 59V58H213ZM239 59H241V58H239ZM246 59L248 60V58L246 57ZM250 59H252V58H250ZM34 60V61H33ZM44 60V59H43ZM210 60V59H209ZM228 60V59H227ZM235 60H237V59H235ZM234 60V61H235ZM264 60V59H263ZM263 60H261V62L263 61ZM32 61H33V63H32ZM59 61V60H58ZM195 61V60H194ZM193 61V62H194ZM196 61H198V60H196ZM206 61V60H205ZM253 61V60H252ZM251 61V62H252ZM256 62H257V60H255ZM260 60H258V62H259ZM192 62V61H191ZM204 62V61H203ZM207 62H208V60H207ZM206 62V63H207ZM210 62V61H209ZM208 62V63H209ZM240 62V61H239ZM255 62V63H256ZM184 63V62H183ZM188 63V62H187ZM215 63H217L216 61H215ZM226 63H228V62H226ZM260 63V62H259ZM195 64V63H194ZM239 64V63H238ZM35 65V64H34ZM33 65V66H34ZM52 65V64H51ZM54 65V64H53ZM214 65V64H213ZM230 65V64H229ZM243 65V64H242ZM204 66V65H203ZM208 66V65H207ZM222 66V65H221ZM223 66H225V65H223ZM249 66V65H248ZM251 66V65H250ZM249 66V67H250ZM253 66V65H252ZM255 66H257V65H255ZM39 67H40V65H39ZM187 67V66H186ZM199 67H200V65H199ZM199 67H196V65H195V68H199ZM209 67V66H208ZM215 67V66H214ZM243 67V66H242ZM181 68V67H180ZM185 68V67H184ZM191 68V67H190ZM189 68V69H190ZM204 68V67H203ZM202 68V65H201V69H200V72H201V70L203 69ZM210 68V67H209ZM217 68V67H216ZM229 68V67H228ZM231 68V67H230ZM237 68V67H236ZM257 68H258V66H257ZM264 68V67H263ZM34 69V68H33ZM39 69V68H38ZM187 69V68H186ZM192 69H193V66H192ZM205 70L207 69V68H204ZM235 69V68H234ZM242 69V68H241ZM251 69V68H250ZM31 70V69H30ZM76 70H77V68H76ZM80 70V69H79ZM193 70H195V69H193ZM198 71H199V69H197ZM197 70L194 72V71H192V72H194V74L197 72ZM205 70H202L203 72H205ZM220 70V69H219ZM222 70V69H221ZM231 70V69H230ZM233 70V69H232ZM263 70V69H262ZM261 70V71H262ZM39 71V70H38ZM66 71V70H65ZM209 71H211V70H209ZM226 71V70H225ZM236 71V70H235ZM249 71V70H248ZM251 72H252V70H250ZM257 71V70H256ZM68 72V71H67ZM192 72H189V74H188V76L190 75V74H192V76L190 75V77H194V75H193V73ZM221 72H223V71H221ZM228 72V71H227ZM259 72V71H258ZM258 72H256V73H258ZM31 73V72H30ZM80 73H82L81 71H80ZM186 73V72H185ZM197 73H199V72H197ZM196 73V74H197ZM215 73V72H214ZM229 73V72H228ZM227 73V74H228ZM233 73V72H232ZM40 74V73H39ZM184 74V73H183ZM196 74H195V76H196ZM201 74V73H200ZM200 74H199V76H200ZM261 74V73H260ZM83 75V74H82ZM222 75V74H221ZM258 75V74H257ZM88 76V75H87ZM92 76V75H91ZM203 76V75H202ZM208 76H209V74H208ZM207 76V77H208ZM218 76V75H217ZM225 76V75H224ZM29 77V78H28ZM38 77V76H37ZM81 77V76H80ZM181 77V76H180ZM204 77V76H203ZM202 77V78H203ZM226 77V76H225ZM264 77V76H263ZM262 77V78H263ZM179 78V77H178ZM177 78V79H178ZM185 78H187V76H185ZM189 78V77H188ZM209 78H210V76H209ZM211 78H213V77H211ZM221 78V77H220ZM230 78V77H229ZM239 78V77H238ZM237 78V79H238ZM251 78V77H250ZM27 79H30V81H28ZM43 79V78H42ZM89 79V78H88ZM101 79V78H100ZM195 79H197V77L195 78ZM198 79H200L199 77H198ZM214 79V78H213ZM228 79V78H227ZM255 79H256V77H255ZM54 80V79H53ZM59 80H61V79H59ZM79 80V79H78ZM94 81H96L95 79H93ZM99 80V79H98ZM103 80V79H102ZM193 80V79H192ZM201 80V79H200ZM199 80V81H200ZM204 80V79H203ZM203 80H201V81H203ZM224 80V79H223ZM231 80H232V78H231ZM230 80V81H231ZM250 80V79H249ZM260 80V79H259ZM43 81V80H42ZM50 81H51V78H50ZM177 81V80H176ZM179 81H180V79H179ZM187 81H189V79L187 80ZM184 82V83H186L187 85H190L191 86V88H192V85L190 84L191 82L189 81V84H188V82ZM196 81H198V80H196ZM199 81L197 82V83H199ZM213 81H215V79L213 80ZM213 81H211V82H213ZM252 81V80H251ZM262 81V80H261ZM93 82V81H92ZM91 82V83H92ZM100 81H97L96 82V84H98ZM178 82V81H177ZM181 82V81H180ZM179 82V83H180ZM206 82V81H205ZM244 82V81H243ZM264 82V81H263ZM60 83V82H59ZM193 83V82H192ZM196 83V84H197ZM210 83V82H209ZM209 83H207V84H209ZM216 83V82H215ZM221 83H223V82H221ZM228 83V82H227ZM253 83H254V81H253ZM252 83V84H253ZM5 84H6V86H5ZM49 84V83H48ZM52 84V83H51ZM101 84H102V82H100V85H97L98 86V88L101 86ZM109 84V83H108ZM194 84V83H193ZM200 84V83H199ZM201 84H203V83H201ZM212 84V83H211ZM219 84V83H218ZM226 84V83H225ZM234 84V83H233ZM248 84V83H247ZM264 84V83H263ZM63 84H61V86H62ZM104 85V84H103ZM179 85V84H178ZM187 85L186 86H184L183 85V83H182V87L183 88H185V87H187ZM204 85H205V83H204ZM203 85V86H204ZM213 85L214 84H212L211 86L213 87ZM231 85V84H230ZM251 84H249V86H250ZM258 85V84H257ZM260 85V84H259ZM47 86H49L50 88H51V85L49 84V85H47ZM46 86V87H47ZM60 86V85H59ZM93 86V85H92ZM97 86H94V87H97ZM195 86V85H194ZM198 86V85H197ZM224 86V85H223ZM222 86V87H223ZM240 86V85H239ZM243 86V85H242ZM63 87H64V85H63ZM181 87V86H180ZM189 87V86H188ZM201 87H202V85H201ZM200 87V88H201ZM208 87L209 88H211L209 85H208ZM230 87V86H229ZM241 87V86H240ZM244 87V86H243ZM246 87V86H245ZM251 87V86H250ZM65 88H67V87H65ZM101 89L103 88L102 86L100 87ZM99 88V89H100ZM107 88V85H105L104 86V89L102 90V91H100L101 93H102V95L104 96V98L102 97V96H98L99 98H103V100H104V102H105V105H106V107H108V109H109V106L111 105H108V103L106 104V102H108L109 101V103H110V99L113 97H111L110 98V91H107V90H105ZM111 88V87H110ZM197 88V87H196ZM231 88V87H230ZM262 88V87H261ZM260 88V90H259V88H258V90L259 91H262V89ZM97 89V88H96ZM206 89H208L207 87H206ZM214 89H215V86H214ZM218 89V88H217ZM224 89V88H223ZM222 89V90H223ZM235 89V88H234ZM238 91H239V89H238V86H237V88H236ZM243 89V88H242ZM246 89V88H245ZM256 89H257V86H256ZM264 89V88H263ZM0 90V91H1ZM98 90V89H97ZM96 90V91H97ZM182 90V89H181ZM179 91V93L180 92H182V91ZM186 90V89H185ZM192 90H194V89H192ZM199 90H201V89H199ZM210 90V89H209ZM226 90V89H225ZM47 91V92H46ZM50 93H49V92ZM67 91V90H66ZM107 91V92H106ZM187 91V90H186ZM185 91V92H186ZM216 91H218V90H216ZM237 91V92H238ZM264 91V90H263ZM262 91V92H263ZM53 92H54V94H53ZM55 92H56V94H55ZM62 92V91H61ZM109 92V93H108ZM189 92V90L186 92V94ZM227 92H230V91H226V93ZM234 92V91H233ZM38 93H40V94H38ZM99 93V92H98ZM97 93V94H98ZM107 93V94H106ZM168 93V92H167ZM166 93V94H167ZM178 93V92H177ZM191 93H192V91H191ZM191 93H189V94H191ZM199 92L197 91V93L196 94H198ZM202 92L200 91V94H201ZM213 93V91L211 92V94ZM220 93V92H219ZM235 93V92H234ZM244 93V92H243ZM243 93L241 94V96L243 95ZM249 93V92H248ZM252 93H253V89H252ZM254 93L256 94V92L254 91ZM261 92H259V94H260ZM65 94V93H64ZM77 94H79V93H76L75 95H77ZM91 94H93V91H92V93ZM94 94H95V92H94ZM165 93H164V95H165V97L164 98H166L167 97V99H169L168 98V96L166 95ZM186 94H184V95H186ZM196 94H195V96H196ZM206 94V93H205ZM211 94H210V98L212 99V97H211ZM222 94V93H221ZM225 94V93H224ZM231 94V93H230ZM240 94V93H239ZM246 94V93H245ZM258 94V95H259ZM74 94H72V96L74 97L75 96ZM81 95V94H80ZM101 95V94H100ZM107 95L109 96V98L107 97ZM192 95H194V93L192 94ZM191 95V96H192ZM214 95V94H213ZM212 95V96H213ZM217 95H218V92H217ZM227 95V94H226ZM225 95V96H226ZM247 95V94H246ZM245 95V96H246ZM249 95V94H248ZM254 95V94H253ZM257 95V96H258ZM57 96V97H56ZM70 96V95H69ZM68 96V97H69ZM90 96V98H91V95H89ZM93 97H94V95H92ZM178 96V95H177ZM215 96V95H214ZM213 96V97H214ZM232 96H233V94H232ZM263 96V95H262ZM261 96V97H262ZM77 99L79 98V96L77 97V96H75ZM96 97V96H95ZM95 97H94V100H95ZM198 97H199V95H198ZM197 97V98H198ZM218 97V96H217ZM221 97V96H220ZM250 97V96H249ZM249 97H247V99L249 98ZM255 97H256V95H255ZM255 97H254V99H253V101L255 100ZM259 98H260V96H258ZM59 98H60V95H59ZM76 98H74V100H76ZM81 98V97H80ZM78 99V101L79 100H81V99ZM175 98H176V96H175ZM178 98V97H177ZM176 98V99H177ZM182 98V97H181ZM180 98V99H181ZM187 98V97H186ZM189 98H190V96H189ZM205 98H206V96H205ZM222 98V97H221ZM225 98V97H224ZM227 98V97H226ZM237 98V97H236ZM239 98H241V97H239ZM71 99H72V97H71ZM113 99V98H112ZM111 99V100H112ZM172 99V98H171ZM191 99V98H190ZM196 99V98H195ZM195 99H191V101L193 100V101H195ZM201 99H204V98H201ZM219 99V98H218ZM233 99V98H232ZM244 99H246V98H244ZM246 99V100H247ZM106 100V101H105ZM178 101H179V99H177ZM207 100H209V97H208V99ZM238 100V99H237ZM241 100V99H240ZM250 100V99H249ZM248 100V101H249ZM2 101V102H1ZM114 101V100H113ZM118 101V100H117ZM165 100H163V102H164ZM168 101V100H167ZM172 101V100H171ZM177 101V102H178ZM183 101V100H182ZM186 101H187V99H186ZM190 101V100H189ZM204 101H206L205 99H204ZM210 101V100H209ZM245 101V100H244ZM257 101V104L259 103V102H261V101H263V99L261 98V100H259V99H257L256 100ZM255 101V102H256ZM77 102V101H76ZM116 102V101H115ZM169 102V101H168ZM173 102V101H172ZM200 102V101H199ZM217 102V101H216ZM222 102V101H221ZM252 102V101H251ZM112 103V102H111ZM119 103V102H118ZM165 103V102H164ZM167 103V102H166ZM185 103V102H184ZM188 103V102H187ZM194 103V102H193ZM193 103H191V105L193 104ZM196 103V102H195ZM201 103H202V101H201ZM244 103V102H243ZM247 103V102H246ZM82 104V103H81ZM80 104V105H81ZM172 104V103H171ZM177 104V103H176ZM183 104V103H182ZM210 104V103H209ZM256 104V105H257ZM61 107H60V106ZM185 105H186V103H185ZM189 105V104H188ZM199 105H201V104H199ZM204 106H205V104H203ZM213 105H215V103L213 104ZM241 105H242V103H241ZM240 104H239V102L238 101H235V100H229V99H226L225 101H224V99H223V102L222 103H220L219 102V104H217L216 105V109H219V107L222 109V110H225L224 112H225V115H226V113H227V116H230V117H240V118H247V119H251V117L250 116H252L254 119H255V117L254 116H260V115H264V101L261 103V104H258L257 106H256V109H254V111L252 112L251 110V112H250V114L249 115H244L243 114V112H244V110L246 111V109L248 108L247 106V108L246 107H244L243 105L241 106ZM247 105H249V104H247ZM253 106L255 105V104H252ZM85 106H87V105H85ZM84 106V108H86ZM170 106V105H169ZM173 106V105H172ZM183 106H184V104H183ZM187 106V105H186ZM197 106H198V104H197ZM207 106V105H206ZM120 107V106H119ZM167 107V106H166ZM182 107V106H181ZM180 107V108H181ZM252 107V106H251ZM257 107L259 108V109H257ZM113 108V103H112V106L110 107V109H112ZM116 108V107H115ZM115 108L113 109V110H109L110 112L109 113H111V111H114L115 110ZM162 108V107H161ZM164 108V107H163ZM177 108H178V106H177ZM180 108H178V109H180ZM183 109H185V108H189V106L188 107H182ZM203 108V107H202ZM205 108V107H204ZM249 108H250V105H249ZM121 109V108H120ZM169 109H170V107H169ZM168 109V110H169ZM173 109V108H172ZM190 109H193L191 106H190ZM189 109V110H190ZM195 109V108H194ZM210 110H211V108H209ZM250 109H252V108H250ZM87 110V109H86ZM89 110V109H88ZM160 110V109H159ZM165 110V109H164ZM176 110V109H175ZM204 110V109H203ZM206 110V109H205ZM215 110V109H214ZM122 111V110H121ZM166 111H167V109H166ZM171 111V110H170ZM180 111H181V109H180ZM179 111V112H180ZM221 111V110H220ZM219 111V112H220ZM91 112V111H90ZM115 112V111H114ZM174 111L172 110V113H173ZM178 112V113H179ZM183 111H181V113H182ZM187 112V111H186ZM189 112V111H188ZM191 112H193V110H191ZM191 112H189V115L190 114H192ZM194 112H196V111H194ZM200 112V111H199ZM201 112H202V110H201ZM206 112H209V111H206ZM206 112H205V114H206ZM214 112V111H213ZM216 112V111H215ZM247 112V111H246ZM106 113H108V112H106ZM106 113H104V116H105V114ZM108 113V115L106 116V117H108L110 114ZM118 113H120V112H118ZM122 113V112H121ZM123 113H124V111H123ZM159 113H160V111H159ZM161 113H162V111H161ZM185 113V112H184ZM183 113V114H184ZM247 113H249V112H247ZM87 114V113H86ZM93 114V113H92ZM91 114V115H92ZM169 114V113H168ZM177 114V113H176ZM176 114H175V116H176ZM186 114H188V113H186ZM204 114V115H205ZM217 114V113H216ZM86 116V118H84L85 116ZM111 115H113L112 117L114 118L113 120H115V122H119V120L120 119H118L117 117L115 118L114 117V114L112 113ZM115 115H116V113H115ZM123 115V114H122ZM164 115H166V114H164ZM170 115H171V113H170ZM188 115V116H189ZM194 115V114H193ZM193 115L191 116V117H193ZM196 115H197V113H196ZM195 115V116H196ZM199 115V114H198ZM201 115V114H200ZM207 115V114H206ZM220 115H221V112H220ZM117 116H119V115H117ZM172 116V115H171ZM178 116H181V114L180 115H178ZM186 116V115H185ZM202 116V115H201ZM222 116V115H221ZM226 116V117H227ZM81 117V118H80ZM85 119V121H83L82 119L83 118ZM110 117V116H109ZM108 117V118H109ZM120 117V116H119ZM164 117V116H163ZM177 117V116H176ZM187 117V116H186ZM198 117V116H197ZM203 117V116H202ZM201 117V118H202ZM208 119L209 118H211V115L209 116V115H207L206 116ZM212 117H214L213 115H212ZM219 117V116H218ZM225 117V118H226ZM229 117V118H230ZM122 118V117H121ZM175 117H171L170 119H169V122H170V125L172 126V127H176L175 129H177V127L179 126V123H178V126H177V119L175 120L174 119ZM180 118V117H179ZM200 118V119H201ZM87 119V120H86ZM89 119V120H88ZM94 119V118H93ZM109 119H111V117L109 118ZM109 119H107V120H109ZM118 119V120H117ZM124 119V118H123ZM181 120H182V117L180 118ZM190 119V118H189ZM205 119V118H204ZM221 119V118H220ZM222 119H223V117H222ZM228 119V118H227ZM226 119V120H227ZM95 120V119H94ZM112 120V119H111ZM161 120V119H160ZM179 120V119H178ZM184 120V119H183ZM182 120V121H183ZM195 120V119H194ZM207 120V119H206ZM231 120V119H230ZM241 120V119H240ZM246 120V119H245ZM82 121H83V128H82V125H81V123H82ZM123 121H125V119L123 120ZM138 121V120H137ZM162 121H163V119H162ZM167 121H168V119H167ZM201 121V120H200ZM217 121H219V120H217ZM252 121V120H251ZM250 121V122H251ZM85 122V123H84ZM87 122V123H86ZM88 122H90V123H88ZM110 122V121H109ZM126 122V121H125ZM165 123H167L166 121H164ZM168 122V123H169ZM189 122V121H188ZM191 122V121H190ZM209 122L211 123V122H213V121H210L209 120ZM235 122V121H234ZM247 122V121H246ZM245 122V123H246ZM256 122V121H255ZM106 123H107V121H106ZM120 123H121V121H120ZM119 123V124H120ZM197 123V122H196ZM244 123V122H243ZM242 123V124H243ZM257 123V122H256ZM95 124V123H94ZM93 124V125H94ZM108 124V123H107ZM116 124H118V123H116ZM130 124V123H129ZM154 124H155V122H154ZM188 124V123H187ZM186 124V125H187ZM206 124V123H205ZM213 124V123H212ZM263 124V123H262ZM87 125V126H86ZM110 125H111V123H110ZM114 125V124H113ZM121 125V124H120ZM118 126L117 125V127H120L119 129H121L122 127L121 126ZM152 125V124H151ZM166 125V128H167V130H168V127L170 126L169 124H165ZM169 125V126H168ZM183 125V124H182ZM189 125H191V124H189ZM207 125H209V124H207ZM217 125V124H216ZM220 125V124H219ZM229 125H230V123H229ZM228 125V126H229ZM238 125V124H237ZM245 125V124H244ZM250 125V124H249ZM89 126V128H87ZM123 126V128L124 127H126V125H125V123H124V125H122ZM138 126V125H137ZM163 126V125H162ZM161 126V127H162ZM168 126V127H167ZM184 126V125H183ZM201 126H202V124H201ZM210 126V125H209ZM224 126V125H223ZM94 127H96V126H94ZM131 127V126H130ZM153 127H155V126H153ZM186 127V126H185ZM189 127V126H188ZM215 127H217V126H215ZM232 127V126H231ZM237 127V126H236ZM239 127V126H238ZM242 127H244L245 129H241L242 131L239 133L241 136H243V137H245L246 139H247V145H249V144H251V143H254L253 145H255L254 146V149H253V146H252V144H251V146L249 145V146H247L246 144H244V145H241L239 142L241 141V140H244L243 138L240 140V137H238L237 136V131H235V132H227V133H225L224 132V134L222 133H219V132H217V134H210V135H208L209 133H208V131H207V136L208 137H205L204 138V136H203V138L204 139H201L200 140V138H199V140L200 141H196V143H193L192 145H194L195 147H197L199 150H201L202 149V151H199L198 153L200 154V152L202 153L200 156L202 157V156H204L205 155V157H206V159H205V162L203 161V164L202 165H204V167L205 166H207V163L206 162H209V164L210 165H208V166H210V170L211 171H214V174L216 173V176H212V175H214V174H212V175H210L209 173V171H208V169L209 168H206L205 167V169L204 168H202V171L204 170H206V172L205 173H207V171L209 172V173H207V174H204V176L202 175L201 177H203L204 178V181H208V180H210L211 181V177H217L216 179H214L213 181H216L217 179H219V183L222 181L223 183H225L226 185H227V187H226V189H229V187H230V192L233 194V192H238V190H245V189H248V188H250V190L249 191H251V187H255V186H257V185H261V184H264V146H261V147H258L259 145H257V144H255V141H256V139H255V133H254V131H253V133H254V135H250V132H249V130L250 129H247L246 127V125L245 126H242ZM79 128H82V129H79ZM134 128V127H133ZM160 128V127H159ZM163 128V127H162ZM162 128H160L159 130H161ZM165 128V129H166ZM170 128V127H169ZM179 128V127H178ZM181 128V127H180ZM179 128V129H180ZM223 128V127H222ZM63 129V128H62ZM75 129L76 130H79V131H76L75 132ZM85 130V132H83L84 130ZM86 129H87V131H86ZM113 129H115L114 128V126H113ZM117 129V128H116ZM125 129V128H124ZM128 129V128H127ZM130 129V128H129ZM149 129H151V128H149ZM154 129V128H153ZM173 129V128H172ZM179 129H177V130H175V131H177V133L179 132H181V134H182V128L179 130ZM188 129V128H187ZM66 130L65 131H63V133L64 132H66ZM118 130V129H117ZM123 130V129H122ZM157 130V129H156ZM164 130V129H163ZM179 130V131H178ZM188 130H190V129H188ZM193 130V129H192ZM191 130V131H192ZM198 130H200V129H198ZM218 129H216V131H217ZM225 130V129H224ZM232 130V129H231ZM240 130V129H239ZM253 130V129H252ZM256 130V129H255ZM68 131V130H67ZM92 131H94V133H95V131H97L98 132V130H96V129H93ZM162 131V130H161ZM165 132H168V131H166V130H164ZM171 131V130H170ZM203 131V130H202ZM206 131V130H205ZM211 131V130H210ZM233 131H234V129H233ZM262 131H264V130H262ZM69 133L67 134V133H65V136H60V137H62L61 139H63L64 137H66L67 136V138H68V136H70L71 138L73 137V136H71L70 134H72V133H70V131H68ZM121 132V131H120ZM160 132V131H159ZM172 132V131H171ZM193 132V131H192ZM201 132V131H200ZM53 133H57V134H53ZM160 133H162V132H160ZM159 133V134H160ZM175 133V132H174ZM185 133H187V131L185 132ZM184 133V134H185ZM211 133V132H210ZM262 133H264V132H262ZM67 134V135H66ZM89 134V133H88ZM195 134H197V133H195ZM54 135V137L56 138V139H54V138H51V136H53ZM64 135V134H63ZM92 136L93 135V132H92V134H89L88 135V139L90 138L89 136ZM161 135V134H160ZM164 135H166V134H164ZM173 134L171 133V136H172ZM176 135V134H175ZM188 135V134H187ZM206 135V134H205ZM257 135H259L258 133H257ZM98 136V135H97ZM96 136V137H97ZM163 136V135H162ZM162 136H161V138H162ZM168 136H170V135H168ZM186 136V135H185ZM259 136H263V137H261V139H260V141H262L263 143H264V135H259ZM69 137V138H70ZM179 137H181V136H179ZM187 137V136H186ZM194 137V136H193ZM239 138V142L237 141V143L235 142V140H238V139H236V138ZM69 138L68 139H66V138H64L63 140H69ZM74 138H76L75 136L73 137V139ZM93 138V137H92ZM178 138V137H177ZM188 138V137H187ZM202 138V137H201ZM257 139H258V137H256ZM79 139V138H78ZM78 139H76V142H77V140ZM81 139H84V138H81ZM94 139H96V138H94ZM165 139V138H164ZM163 139V140H164ZM172 139V138H171ZM174 139V138H173ZM181 139H183V138H181ZM191 139V138H190ZM48 140V141H47ZM62 140V141H63ZM87 140V139H86ZM152 140V139H151ZM154 140V139H153ZM169 140H170V138H169ZM180 140V139H179ZM179 140H177L178 141V145L181 143H179ZM193 140V139H192ZM259 140V139H258ZM70 141H72V140H70ZM74 141V140H73ZM72 141V142H73ZM82 142L84 141V140H81ZM90 140H87V142H89ZM171 141V140H170ZM172 141H174V140H172ZM181 141V140H180ZM186 141V140H185ZM190 141V140H189ZM188 141V142H189ZM46 142H47V144L49 143V145L51 146V147H49V148H52V146H54L52 149H55L54 151H53V154H54V152H55V155L54 156H56V159H54L53 158V154H52V150L51 149H49L48 147V149L45 147V145H47L46 144ZM72 142H70L72 145H73V147H76V145L74 146V144L72 143ZM75 141H74V143L75 144H77ZM163 142V141H162ZM166 142V141H165ZM176 142V141H175ZM183 142V141H182ZM191 142H194V141H191ZM203 143L202 145L200 144V143ZM244 142H246L245 140H244ZM243 142V143H244ZM51 143V144H50ZM92 143V142H91ZM168 143H170V142H168ZM172 143V142H171ZM185 143H187V142H185ZM184 142L182 143V144H185ZM260 144H261V142H259ZM45 144V145H44ZM53 144V145H52ZM80 144V143H79ZM82 144V143H81ZM160 144V143H159ZM173 144H175V143H173ZM199 144L202 146V147H200L199 146ZM42 145H44V146H42ZM155 145V144H154ZM163 145H164V142H163ZM169 145V144H168ZM176 145V144H175ZM187 145H189V144H187ZM187 145H186V148L188 149V147H187ZM191 145V146H192ZM203 145H204V147H203ZM39 146H40V148H39ZM41 146H42V148H41ZM55 146L57 147V148H55ZM62 146V147H61ZM78 146V145H77ZM166 146H167V144H166ZM166 146H164V147H166ZM171 146V145H170ZM183 146V145H182ZM194 146H192V147H194ZM63 147H65V148H63ZM81 147V146H80ZM79 146H78V149H77V147H76V149L77 150H79V149H81ZM150 147V146H149ZM157 147V146H156ZM181 147V146H180ZM179 147V148H180ZM194 147V148H195ZM217 147H219L220 149H221V147L224 149V150H227V149H225V148H228V149H230V151L229 150H227V152L226 153H228V151L230 152V153H228V155H223V156H220L219 155V152L217 151ZM243 147H244V150H243ZM37 148H38V151H37ZM44 148H46V149H44ZM72 148V147H71ZM152 148V147H151ZM153 148H154V146H153ZM167 148V147H166ZM171 149H172V147H170ZM173 148H174V145H173ZM184 149H186L185 148V146L183 147ZM201 148V149H200ZM209 148H211L210 149V151H208L209 150ZM256 148V149H255ZM45 151H43V150ZM56 149H58L57 151H59V152H57L56 151ZM61 149V150H62ZM155 149V148H154ZM158 149V148H157ZM163 149V148H162ZM169 149V148H168ZM171 149H169V150H171ZM181 149H182V147H181ZM181 149H176L177 151H178V153L180 152V150ZM242 149V150H241ZM72 150V149H71ZM71 150L69 151V152H71ZM152 150V149H151ZM159 150V149H158ZM163 150H166V149H163ZM190 151L192 150V149H189ZM194 150L195 149H193L191 152H194ZM247 151V153H244L243 151ZM256 150V151H255ZM37 152V154L35 153V152ZM48 151V152H47ZM51 151V152H50ZM157 151V150H156ZM174 151V150H173ZM182 151V150H181ZM197 150H195V152H196ZM203 151L205 152V154H203ZM220 151H222V150H220ZM43 152V153H42ZM47 152V153H46ZM79 152H80V150H79ZM82 152V151H81ZM166 152V151H165ZM169 152V151H168ZM167 152V153H168ZM183 152V151H182ZM181 152V153H182ZM185 153H188V152H186V150L184 151ZM223 152V151H222ZM221 152V153H222ZM225 152H223V153H225ZM39 153V154H38ZM57 153V154H56ZM62 153V154H61ZM63 153H65V154H63ZM66 153H67V155H66ZM84 153H87L86 151H84ZM154 153H155V151H154ZM159 153V152H158ZM220 153V154H221ZM49 154L51 155L52 154V156H50V158L52 159V161L50 162L49 161V159L46 161L45 160V156H49ZM69 154V155H68ZM80 154V153H79ZM152 154V153H151ZM160 154V153H159ZM170 154V153H169ZM189 154V153H188ZM197 154V153H196ZM85 155V154H84ZM161 155H163L162 153H161ZM171 155H174V154H171ZM182 155V154H181ZM192 155V154H191ZM195 155V154H194ZM168 156V155H167ZM183 156H186V155H184L183 154ZM199 156V155H198ZM199 156V157H200ZM87 157V156H86ZM156 157V156H155ZM172 157V156H171ZM170 157V158H171ZM181 157V156H180ZM88 158V157H87ZM160 158H162V157H160ZM170 158H168V159H170ZM173 159V158H172ZM175 159V158H174ZM177 159V158H176ZM178 159H179V157H178ZM197 159V158H196ZM199 159H201V158H199ZM198 159V160H199ZM55 160V161H54ZM195 160V159H194ZM198 160H195V161H197V162H199ZM202 160H204V157H203V159ZM84 161V162H83ZM162 161V160H161ZM165 161H167V160H165ZM176 161V160H175ZM185 161H187V160H185ZM192 161H193V159H192ZM201 161V160H200ZM82 162H83V164L84 165H82ZM180 162H181V160H180ZM81 163V164H80ZM88 163V162H87ZM166 163H168V162H166ZM177 163V162H176ZM196 163V162H195ZM202 163V162H201ZM200 163V164H201ZM189 164H190V162H189ZM192 164V163H191ZM88 165H89V163H88ZM165 165V164H164ZM193 165V164H192ZM213 165V166H212ZM166 166V165H165ZM196 166H198L199 167V163H198V165L196 164ZM195 166V167H196ZM212 166V167H211ZM84 167V168H83ZM178 167V166H177ZM197 167V168H198ZM203 167V166H202ZM179 168V167H178ZM191 168V167H190ZM85 169V170H84ZM199 169H201V168H199ZM166 170H168V169H166ZM179 170H181V169H179ZM83 171H84V175L85 176H83ZM170 171V170H169ZM182 171V170H181ZM192 171V170H191ZM197 171V170H196ZM198 172L200 173L199 174V177H200V175L202 174L201 173V170H198ZM181 173V172H180ZM187 173H190V172H187ZM204 173V172H203ZM168 174V173H167ZM193 174V173H192ZM194 174H195V172H194ZM193 174V175H194ZM181 175V174H180ZM186 175V174H185ZM178 176V175H177ZM195 176V175H194ZM169 177V176H168ZM191 177V176H190ZM196 177H197V175H196ZM186 178V177H185ZM203 178H201V180L203 179ZM90 179V180H89ZM96 179V178H95ZM168 179V178H167ZM197 179H198V177H197ZM98 180V179H97ZM171 180V179H170ZM195 180H196V178H195ZM200 180V179H199ZM21 181V182H20ZM25 182L24 184L22 183V182ZM102 181V180H101ZM182 181V180H181ZM19 182V183H18ZM95 182V181H94ZM100 182V181H99ZM177 182V181H176ZM203 182V181H202ZM21 183H22V186H21ZM93 183V184H92ZM101 183V182H100ZM170 183V182H169ZM181 183V182H180ZM25 184H28V186H27V188L29 187V184H30V187L27 189V190H25L26 192H24L23 190V188L26 186ZM176 184V183H175ZM208 184L209 183H207V186H208ZM211 184V183H210ZM213 184H214V182H213ZM23 185H24V187H23ZM171 185V184H170ZM189 185V184H188ZM216 185V184H215ZM214 185V186H215ZM203 186V185H202ZM210 186H212V185H210ZM213 186V187H214ZM217 187V186H216ZM263 186H260V188H262ZM26 188V187H25ZM94 188V189H93ZM194 188V187H193ZM192 188V189H193ZM198 188V187H197ZM22 189V190H21ZM263 189V188H262ZM21 190V192L22 193H24V194H20L21 192H19ZM169 190V189H168ZM177 190V189H176ZM207 190H208V188H207ZM99 191V190H98ZM165 191V190H164ZM178 191V190H177ZM183 191H184V189H183ZM189 191H191V190H189ZM226 191V190H225ZM247 191V190H246ZM249 191H247V193H248V195H250V194H253V193H250L249 194ZM263 191H264V189H263ZM96 193H97V191H95ZM166 192V191H165ZM169 192H170V190H169ZM192 192V191H191ZM202 192V191H201ZM211 192H213V191H211ZM227 192H229V191H227ZM230 192H229V194H230ZM20 194L21 195V197H19V195L17 194V197L18 198H21L20 199V201H18V199H14V198H16V195L15 194ZM177 193H179V192H177ZM226 193V192H225ZM246 193V192H245ZM262 193V192H261ZM93 194H95V193H93ZM168 194V193H167ZM181 194V193H180ZM217 194H218V192H217ZM228 194V193H227ZM244 194V193H243ZM257 194V193H256ZM264 194V193H263ZM15 195V196H14ZM112 195V194H111ZM121 195V194H120ZM179 195V194H178ZM210 195V194H209ZM215 195H216V193H215ZM214 195V196H215ZM220 195V194H219ZM236 195V194H235ZM248 195H247V197H248ZM255 195V194H254ZM254 195H252V197L254 196ZM23 196V197H22ZM34 196H38L39 198H37L36 199V197H34ZM96 196V195H95ZM113 196H115L114 194H113ZM117 196H118V194H117ZM117 196L115 197V198H117ZM182 196V195H181ZM194 196V195H193ZM200 196V195H199ZM217 196V195H216ZM222 196V195H221ZM224 197H225V195H223ZM222 196V197H223ZM251 196V195H250ZM262 196V195H261ZM31 197H34L31 201H33V202H31L30 200H28L27 201V199H25V198H31ZM119 198H120V196H118ZM173 197V196H172ZM171 197V198H172ZM183 197V196H182ZM195 197V196H194ZM197 197V196H196ZM205 197H206V195H205ZM237 197H239V196H236L235 198H237ZM241 197L243 198V196L241 195ZM241 197H239V199H241ZM245 198H246V195L244 196ZM255 197H257V196H255ZM24 200H26V201H24ZM109 198H111L110 200L112 201L113 200V198L112 197H108V199ZM179 198V197H178ZM198 198V197H197ZM206 198H208V197H206ZM216 198V197H215ZM218 198V197H217ZM216 198V199H217ZM221 198V197H220ZM259 199V201H260V198L261 197H258ZM40 199H42V201H39ZM98 199V198H97ZM105 199V198H104ZM103 199V200H104ZM167 199V198H166ZM180 199V198H179ZM203 199H204V197H203ZM209 199V198H208ZM223 199V198H222ZM221 199V200H222ZM262 199V198H261ZM264 199V198H263ZM99 200V199H98ZM110 200H109V202H110ZM122 200V199H121ZM124 200V199H123ZM233 200L235 201V199L233 198ZM237 200V199H236ZM243 200V199H242ZM249 200H250V202L253 200H255V199H253L252 198V200H251V197L249 198ZM24 201V202H23ZM36 201H38V202H36ZM119 201V200H118ZM126 201V200H125ZM131 201V200H130ZM169 201V200H168ZM182 201V200H181ZM198 201V200H197ZM204 201V200H203ZM208 201V200H207ZM212 201V200H211ZM215 201V200H214ZM257 201V200H256ZM256 201H255V205H256ZM259 201H258V205H259ZM263 201V200H262ZM26 202V203H25ZM35 202V206L37 207H35V206H33V203ZM41 202V203H40ZM42 202H43V204H45V206H47L46 208H47V210H46V208H45V211H44V208L42 209V207H44L43 206V204H42ZM113 202H114V200H113ZM210 202V201H209ZM231 202V201H230ZM236 202V201H235ZM237 202H239V201H237ZM236 202V203H237ZM247 202H248V199H247ZM247 202H245V203H247ZM264 202V201H263ZM32 203V204H31ZM37 203H40V204H42V205H40L39 204V207H38V205H36ZM76 203H78V204H80L79 206H77V204ZM90 203V204H89ZM92 203V204H91ZM111 203V202H110ZM115 203V202H114ZM117 203V202H116ZM120 203H122V202H120ZM120 203L118 204V205H120ZM171 203V202H170ZM188 203V202H187ZM198 203V202H197ZM199 203H201V202H199ZM221 203V201L219 202V204ZM235 203V205H238V206H241V205H239V204H236ZM240 203V202H239ZM261 204H262V202H260ZM24 204V205H23ZM25 204H27L26 206H28V207H30L28 204H31V206H33V207H30V208H25L26 206H25ZM126 204V206H124V208L123 207H120V208H117L118 210H120L121 208L123 209V210H121V211H118V213H117V210H116V207H115V211H116V213H115V211L114 210H112V213L113 214H111L110 212V214H111V216L109 217L108 216V218L110 219L112 216L114 217H112L113 219V221H114V223L116 222V224L118 225L119 224V221H120V223L122 224V226L121 227H124V223L127 221V222H129V223H131L132 224V226H131V231H130V236L129 235H127L126 233V235L127 236H129V243H130V245L129 246H127L128 244L126 243V246L128 247V248H126V249H129V247L131 248V249H129V250H132L133 251V253L134 252H136L137 253V255H138V253L139 252H141V254L144 252V250H145V252H149L150 251V249H152L150 246H148L150 243H148L149 241H150V239H148V233H147V225H148V221L149 220H143V219H135V218H132L131 217V212L133 213V210H134V208H132L133 206H128L127 205V203H125ZM129 204V203H128ZM132 204V203H131ZM169 204V203H168ZM173 204V203H172ZM176 204V203H175ZM179 203H177V205H178ZM181 204V203H180ZM226 204H228V203H226ZM231 204V203H230ZM232 204H234L233 203V201H232ZM231 204V205H232ZM244 203L242 202V205H243ZM248 204V205H247ZM246 205V207H243V209H241V211L240 210H238V211H240L239 213H237V215L239 214V216L238 217H236V218H234V219H225V231L223 230V229H221L220 231H224V232H226L225 234H226V236L225 237H223V238H225L223 241H227L229 244L227 245L228 247L229 246H231V247H229V248H235V247H237V246H239V245H237V243L238 242H240L239 240H241V238H244V239H248V240H252V237H254L253 235L255 234L254 232H257V230L259 229L258 227H263L264 228V217H257V216H254V217H250V218H248L247 219V217H246V219H245V217L244 216H247L248 215V217H249V213H247V212H250L249 210H245V209H247V207H249V208H251V207H254V206H251V204L252 203H247ZM115 206H116V204H114ZM113 205V206H114ZM190 205V204H189ZM208 206H209V204H207ZM211 205V204H210ZM230 205V206H231ZM234 205V206H235ZM253 205H254V203H253ZM42 206V207H41ZM136 206V205H135ZM134 206V207H135ZM171 206V205H170ZM197 206V205H196ZM215 206V205H214ZM219 206V205H218ZM226 206V205H225ZM244 206V205H243ZM111 208H114V207H112V206H110ZM142 207V206H141ZM140 207V208H141ZM188 207V206H187ZM232 207H233V205H232ZM236 207V206H235ZM234 207V208H235ZM259 207H261V205L259 206ZM9 210H8V209ZM11 208V209H10ZM33 208V209H32ZM136 208V207H135ZM155 208V207H154ZM196 208V207H195ZM221 208V207H220ZM239 207H237V209H238ZM240 208H242V206L240 207ZM255 208V207H254ZM3 209H4V211H3ZM12 209H13V211H12ZM40 209V210H39ZM41 209H42V211H41ZM145 209V208H144ZM224 209V208H223ZM226 209V208H225ZM230 209V208H229ZM252 209V208H251ZM262 209H264V208H262ZM6 210H8V211H6ZM12 212H11V211ZM92 210H93V208H92ZM158 210V209H157ZM192 210V209H191ZM204 210V209H203ZM220 210V209H219ZM227 210V209H226ZM233 210H236V209H233ZM254 210V209H253ZM257 210L258 209H256V215L259 213H257ZM10 211V213H8ZM186 211V210H185ZM208 211V210H207ZM216 211V210H215ZM221 211V210H220ZM228 211V210H227ZM227 211H223V212H227ZM232 211V210H231ZM260 211V210H259ZM263 211V210H262ZM97 212V213H96ZM140 212V211H139ZM138 212V213H139ZM143 212H145V211H143ZM151 212V211H150ZM159 212V211H158ZM211 212V211H210ZM229 212V211H228ZM234 212V211H233ZM233 212H230V213H233ZM236 212H237V210H236ZM264 212V211H263ZM154 213V212H153ZM191 213H192V211H191ZM208 213V212H207ZM213 213V212H212ZM229 213V214H230ZM235 213V212H234ZM233 213V214H234ZM247 213V215H245ZM250 213H252V212H250ZM254 213V212H253ZM13 214V215H12ZM16 216H15V215ZM53 214H56V216H54ZM96 214H97V216H99L100 218H98L97 216H96ZM98 214H102V215H98ZM109 214V215H110ZM135 214V213H134ZM152 214V213H151ZM224 214V213H223ZM233 214H232V216H233ZM260 214V213H259ZM263 214V213H262ZM138 215V214H137ZM140 215V214H139ZM148 215V214H147ZM221 215V217H222V213L220 214ZM225 215V214H224ZM224 215H223V217H224ZM254 215V214H253ZM264 215V214H263ZM14 216V217H13ZM51 217V218H53L52 219V221L50 220V222H52V224H51V226H53V228H51V226H50V223L48 222H46V220L49 218V217ZM52 216H54V217H52ZM132 216H133V214H132ZM151 216H153V215H151ZM207 216V215H206ZM212 216V215H211ZM227 216L229 217V215L227 214ZM227 216H225L226 218H227ZM47 218V219H44V218ZM140 217V216H139ZM142 217V216H141ZM215 217V216H214ZM219 217V216H218ZM222 217V219H224ZM51 218H49V219H51ZM107 218V219H108ZM130 218V219H129ZM138 218V217H137ZM216 218V217H215ZM231 218V217H230ZM238 218V219H237ZM48 219V220H49ZM99 219V220H98ZM146 219V218H145ZM148 219V218H147ZM218 219V218H217ZM116 220V221H115ZM153 220V219H152ZM207 220H209V219H207ZM211 220V219H210ZM214 220V219H213ZM213 220H212V222H213ZM238 220H240L239 221V223L237 222ZM105 221V220H104ZM104 221H103V223H104ZM110 221V220H109ZM215 221V220H214ZM219 221H221V220H219ZM218 221V222H219ZM101 222H102V220H101ZM150 222V221H149ZM216 222V221H215ZM221 222H223L224 223V221H221ZM53 223H54V225L56 226H60V225H63L64 224V227L66 226V228L65 229H62L61 228V226H60V228H58L57 226L55 227L54 225H53ZM106 223H108V222H105L104 224H106ZM113 223V222H112ZM128 223V224H129ZM223 223H219L220 225H219V227L223 224ZM115 224V225H116ZM127 224V225H128ZM131 224H129V225H131ZM260 224V225H259ZM91 225V226H90ZM128 225V226H129ZM153 225V224H152ZM211 225V224H210ZM209 225V226H210ZM224 225V224H223ZM259 225V226H258ZM119 226V225H118ZM119 226V227H120ZM203 226V225H202ZM257 227L258 229L257 230H255L254 229V227ZM55 227V228H54ZM63 227V226H62ZM63 227V228H64ZM88 227V229H87V231H88V233H87V235L89 234V233H91L90 235H88L89 236V238H91L90 236H92V235H94L92 238L95 240L96 239V241H97V238H95V237H99L100 236V240H103V242H101V243H99L100 241H99V239H98V242H96V241H93L96 245H93L94 246V248H91L92 249V251H91V249L89 248V244H87V248H86V250L89 252H87L86 250H85V248H82L83 246L85 247L86 246V243H88V242H83L84 244L82 245V243L78 246V248L80 247V249H84L85 251H82V250H80L79 252H77V251H75V250H78L77 248H76V246H77V244H79V241L77 242V239H76V242L74 241L73 243L71 242V240L73 241V240H75V239H73V238H76L77 236L78 237H80L79 235H78V231H80V230H83V229H86ZM93 227H95L96 229H97V235H99V236H95L96 235V231H95V228H93ZM111 227V226H110ZM150 227V226H149ZM217 227H218V225H217ZM216 227V228H217ZM59 230H58V229ZM90 228H93V231L95 232V233H92L93 231L91 230V231H89V229ZM201 228V227H200ZM213 228V227H212ZM216 228H215V230H216ZM235 228H242V229H246V230H254V232L253 231H251L250 232V234H253L252 236L251 235H249L248 236V234H249V232L247 231H236L235 230ZM62 229V230H61ZM115 229H121V228H117V227H115ZM57 230V231H56ZM110 230V229H109ZM111 230H113V229H111ZM125 230V229H124ZM150 230V229H149ZM200 230V229H199ZM219 230V229H218ZM261 230V229H260ZM260 230H258V232L260 231ZM263 230V229H262ZM84 231V230H83ZM114 232H115V230H113ZM129 231V230H128ZM220 231H217L216 230V232H217V234H220L219 232ZM222 231V232H223ZM81 232V231H80ZM84 232H86V230L84 231ZM84 232H81L80 234H85ZM120 232H121V230H120ZM125 232V231H124ZM201 232V231H200ZM221 232V236H222V233ZM208 233H209V231H208ZM212 233H215V232H212ZM77 234V235H76ZM154 234V233H153ZM207 234V233H206ZM224 234V235H225ZM259 234V233H258ZM264 234V233H263ZM76 235V236H75ZM113 235H116V233L115 234H113ZM123 235V234H122ZM205 234H203V236H204ZM211 235L212 234H210V239H208V240H212L213 239V237H211ZM214 236L216 235V233L215 234H213ZM209 236V235H208ZM217 236V235H216ZM219 236V235H218ZM107 237V238H106ZM150 237V236H149ZM82 238V237H81ZM81 238L80 239H78V240H80V242L81 241H83V239L81 240ZM200 238V237H199ZM212 238V239H211ZM216 238H219V237H216ZM105 239H107V241L104 243V240ZM215 239V238H214ZM220 239V240H219ZM217 241H213V242H207V243H213V244H211V245H214V247H215V245H217L215 242H218L219 241V243L218 244H222V238L220 237ZM257 239V238H256ZM113 240V239H112ZM121 240V239H120ZM152 240V239H151ZM200 240V239H199ZM245 240V243L247 242L248 243V241H246ZM127 241V240H126ZM195 241V240H194ZM220 241H222V242H220ZM242 241V240H241ZM254 241H256V240H254ZM72 243L73 244V246H75V244H76V246L74 247V248H76L75 250H73V249H71L72 247V245L70 244V243ZM192 242V241H191ZM250 242V241H249ZM252 242H253V240H252ZM257 242V245H258V243H261L260 242V240H259V242L258 241H256ZM94 243H90V247H91V245L92 244H94ZM199 243V242H198ZM201 243V242H200ZM226 243V242H225ZM99 244V245H98ZM104 244V245H103ZM220 244V245H221ZM243 244V243H242ZM249 244V243H248ZM250 244H251V242H250ZM255 244V243H254ZM112 244H110V246H111ZM193 245V244H192ZM191 245V246H192ZM218 246V247H222L223 248V246H226L225 244H224V242H223V246ZM243 245H245L246 246V244H243ZM59 246L61 247V248H59ZM96 246V247H95ZM125 246V247H126ZM198 246V245H197ZM203 246H204V243H203ZM208 246V245H207ZM256 246V245H255ZM263 246H264V244H263ZM262 246V247H263ZM105 247H106V249H105ZM113 247H115L114 245H113ZM117 247V246H116ZM149 248V250L148 251H146V249L145 248ZM193 247V246H192ZM196 247V246H195ZM202 247V246H201ZM205 247V246H204ZM213 247V248H214ZM227 247V248H228ZM244 247V246H243ZM247 247H248V245H247ZM252 247V246H251ZM259 247H261V246H259ZM262 247H261V250H262ZM110 248H112V247H110ZM200 248V247H199ZM217 248V247H216ZM227 248H225L226 250H228ZM239 247H237L236 248V250L235 251H237V249H238ZM58 249V250H57ZM90 249V250H89ZM93 249H94V251H93ZM107 249V250H108ZM205 249V248H204ZM218 250H219V248H217ZM224 249V248H223ZM249 249V248H248ZM253 249H254V247H253ZM257 250L256 251H259V248H256ZM264 249V248H263ZM179 250V249H178ZM177 250V251H178ZM192 250H193V248H192ZM208 250V249H207ZM214 250H215V248H214ZM230 250H232V249H230ZM230 250H228V251H230ZM28 251H31L32 253H29ZM96 251H97V254H96ZM143 251V252H142ZM201 251V250H200ZM204 251V250H203ZM210 251V250H209ZM217 251V250H216ZM222 251V250H221ZM220 251V252H221ZM86 254H84V253ZM94 254H93V253ZM104 252L105 253H107V254H105L104 255ZM126 252H128V251H126ZM174 252H175V250H174ZM193 252H195V251H193ZM224 252L225 251H223L222 253L224 254ZM239 252V251H238ZM254 252V251H253ZM92 253V254H91ZM124 253V252H123ZM128 253H131L130 251L128 252ZM150 253V252H149ZM179 253V252H178ZM203 253V252H202ZM212 253V252H211ZM234 254L235 253H237V252H233ZM240 253L242 254L243 253V250H240ZM245 253V252H244ZM251 253H252V251H251ZM260 253H264V252H262V251H260L259 252V254ZM88 254H90V256L88 255ZM114 254V253H113ZM119 254V253H118ZM121 254H122V252H121ZM144 254V253H143ZM216 254V253H215ZM240 254V255H241ZM248 254H249V252H248ZM258 254V255H259ZM92 255H93V257L94 256H98V258H97V256H96V260H95V257L93 258L92 257ZM99 255H101L102 257H100ZM111 255H112V253H111ZM115 255L116 254H114V257H115ZM120 255V254H119ZM129 255V254H128ZM130 255H133L132 253L130 254ZM151 255V254H150ZM206 255H207V253H206ZM217 255V254H216ZM219 255V254H218ZM233 255V254H232ZM243 255V254H242ZM251 254H249V256H250ZM62 256V257H61ZM76 256H77V258H76ZM86 256V257H85ZM87 256L89 257V259H87ZM140 256V255H139ZM144 256V255H143ZM179 256V255H178ZM201 256H202V254H201ZM221 256H222V254H221ZM220 256V257H221ZM246 256V255H245ZM248 256V255H247ZM249 256H248V258H249ZM65 259H64V258ZM111 257V256H110ZM204 257V256H203ZM220 257L218 258V259H220ZM226 257V256H225ZM229 257V256H228ZM227 257V258H228ZM259 257H261V256H259ZM263 257V256H262ZM261 257V258H262ZM27 258V259H26ZM28 258H31V260H29ZM58 258H63L64 259V263H63V260L61 259H58ZM137 258V257H136ZM201 258V257H200ZM199 258V259H200ZM205 258V257H204ZM203 258V259H204ZM239 258H241V257H239ZM245 258V257H244ZM255 258V257H254ZM21 259H23L24 261H22ZM67 259V260H66ZM92 259H91V264H94L93 262H92ZM116 259V258H115ZM118 259V258H117ZM211 259H213V258H211ZM217 259V260H218ZM229 259V258H228ZM247 259V258H246ZM256 259V258H255ZM257 259H258V257H257ZM256 259V260H257ZM28 260V261H27ZM56 260H57V263H56ZM58 260H60V261H58ZM66 260V261H65ZM87 260H89V261H87ZM102 260H104V258L102 259ZM102 260L101 261H98V263L99 262H102ZM110 260H113V257L110 259ZM122 260V259H121ZM182 260V259H181ZM230 260H232L231 259V256H230ZM238 260V259H237ZM243 260V259H242ZM253 260V259H252ZM255 260V261H256ZM30 261V262H29ZM33 261H35V262H33ZM199 261V260H198ZM203 261V260H202ZM205 261V260H204ZM203 261V262H204ZM210 261V260H209ZM219 261V260H218ZM248 261H250V260H248ZM261 261H264V259L263 260H261ZM27 262H29V263H27ZM62 262V263H61ZM68 262H66V263H68ZM109 262V263H108ZM113 262H114V260H113ZM116 262V261H115ZM120 262V261H119ZM153 262V261H152ZM200 262V261H199ZM208 262V261H207ZM215 262V261H214ZM213 262V263H214ZM224 262V261H223ZM227 262V260L225 261V263ZM232 262V261H231ZM98 263H95V264H98ZM111 263V261H107V263L106 264H110ZM195 263V262H194ZM210 263V262H209ZM237 262L235 261V263H232V264H236ZM240 263V262H239ZM247 263V262H246ZM250 263V262H249ZM248 263V264H249ZM254 264H255V262H253ZM256 263L257 264H260V262H257L256 261ZM262 263V262H261ZM69 264V263H68ZM99 264H105L104 263V261H103V263H99ZM112 264V263H111ZM197 264V263H196ZM203 264V263H202ZM224 264V263H223ZM229 264V263H228ZM243 264V263H242ZM252 264V263H251ZM263 264H264V262H263Z\"/></svg>",
  "mask_w": 264,
  "mask_h": 264
}]
</instances>
